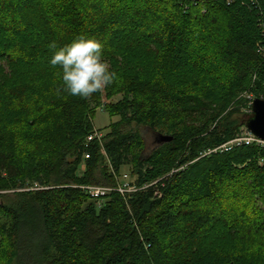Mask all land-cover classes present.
Here are the masks:
<instances>
[{
	"label": "trees",
	"instance_id": "16d2710c",
	"mask_svg": "<svg viewBox=\"0 0 264 264\" xmlns=\"http://www.w3.org/2000/svg\"><path fill=\"white\" fill-rule=\"evenodd\" d=\"M260 46L264 0H0V264H264V150L199 158L263 94ZM139 127L172 139L143 157Z\"/></svg>",
	"mask_w": 264,
	"mask_h": 264
},
{
	"label": "rangeland",
	"instance_id": "374dc122",
	"mask_svg": "<svg viewBox=\"0 0 264 264\" xmlns=\"http://www.w3.org/2000/svg\"><path fill=\"white\" fill-rule=\"evenodd\" d=\"M133 7L136 8L138 6L134 5ZM3 16L4 15H2L1 18ZM215 19H216V17H215ZM124 67H127V66L125 65ZM80 68L82 69L81 71H83L84 73L90 74L93 77V79H95L97 81V83H98L97 86L101 89V91H103L104 84H105L104 76L109 77L108 74H110V71H111V63L108 61V59L104 58V56L95 57V58L90 57V56L82 57L80 59ZM8 69L9 68H8L7 64L3 61H0V79L4 77V74L9 73ZM249 94H250L249 92H245L242 95L240 94L239 97L237 98V100L238 99H241V100L242 99H244V100L248 99V96H250ZM121 95H123V94L120 93V94L116 95L113 99H110V101H113V100L116 101L117 99H120L122 97ZM104 97L105 96L102 95V99H101L102 101L101 102L106 100V98H104ZM247 102H248V100H247ZM93 108L95 109V113H94V116L92 118L93 129L97 130L102 135H105L108 132L109 124L117 121L118 118H110V115L105 111L104 105H101L100 107H97V108H95V107H93ZM232 108H233V106H231L224 114L228 113L229 110H231ZM248 115H250V109L248 108V106H244V107H241L239 115L233 116L232 119L238 118L240 121V123L238 124V131L236 132V134H240L243 132V130L246 129L244 127V123L248 119L247 118ZM139 132H140V136L143 140L144 147H145V148H143L144 151L142 154H143V157H146V156L151 154L153 149H155L157 146H159V142H158L159 141V136H158L159 134L152 132L147 127H139ZM199 158H200V156H199ZM83 169H85V167L82 165L81 166L82 172H83ZM79 173H81V172H79ZM123 174L124 175L126 174L127 176H129L128 175L129 172H128L127 167L123 169ZM120 182H122V180ZM31 189H33V188H31ZM27 190H29V189H27ZM12 193L13 192H9L7 194L11 195ZM256 227L258 228L259 226H256ZM235 230H236V232H238V233H235V236L237 235V236L241 237L240 235L245 236V234H241V232L246 231V232L253 234L254 229L247 227V225L246 226L242 225V227H237ZM242 230H244V231H242ZM236 239H238L239 246H240V248H242L243 247V241L239 238H236Z\"/></svg>",
	"mask_w": 264,
	"mask_h": 264
},
{
	"label": "built area",
	"instance_id": "2783aa9c",
	"mask_svg": "<svg viewBox=\"0 0 264 264\" xmlns=\"http://www.w3.org/2000/svg\"><path fill=\"white\" fill-rule=\"evenodd\" d=\"M191 1L195 2L196 0H191ZM258 48L260 55L264 58V46H260ZM260 99L264 100V92L261 95ZM253 100H254L253 96L251 95L248 96V107L250 111ZM102 137L103 135L100 132L93 129L92 132L87 136L86 142L88 143L93 141L101 142ZM250 146H254L261 150H264V141L258 139L256 136H254L252 133H250L248 130L245 129L243 130L242 133L236 134L232 139L221 144L220 146L203 151L200 154V158L209 157L211 155H216V154H224L237 148L250 147ZM84 158L87 159L88 156L85 155ZM37 188H38L37 185H34L32 190ZM80 188L89 199L95 201H102L104 198L110 195V192H118L120 194H124L125 192H134L136 190L133 186H129L126 182L117 184L116 187L114 188L104 187V186L96 187L94 185L83 186Z\"/></svg>",
	"mask_w": 264,
	"mask_h": 264
},
{
	"label": "water",
	"instance_id": "95a60500",
	"mask_svg": "<svg viewBox=\"0 0 264 264\" xmlns=\"http://www.w3.org/2000/svg\"><path fill=\"white\" fill-rule=\"evenodd\" d=\"M244 127L258 139L264 141V100L255 98L252 101L250 116L244 123ZM159 136V145L171 141V137Z\"/></svg>",
	"mask_w": 264,
	"mask_h": 264
}]
</instances>
